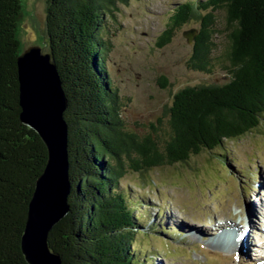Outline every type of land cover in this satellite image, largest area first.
Segmentation results:
<instances>
[{
	"label": "trees",
	"instance_id": "1",
	"mask_svg": "<svg viewBox=\"0 0 264 264\" xmlns=\"http://www.w3.org/2000/svg\"><path fill=\"white\" fill-rule=\"evenodd\" d=\"M128 2L47 0L45 34L68 99L70 211L49 234L61 264H146L147 253L136 243L142 216L121 188L124 175L188 163L204 150L220 149L225 158L227 141L255 131L264 116V0H182L158 44L169 42L193 16L201 26L190 67L211 72L217 58L228 78L182 88L164 126L144 135L129 131L109 77L104 37L105 15ZM220 8L226 12L227 44L216 57L220 30L212 12ZM22 15L21 0H0V264H29L21 237L48 157L38 132L20 118L22 51L16 32Z\"/></svg>",
	"mask_w": 264,
	"mask_h": 264
},
{
	"label": "rangeland",
	"instance_id": "2",
	"mask_svg": "<svg viewBox=\"0 0 264 264\" xmlns=\"http://www.w3.org/2000/svg\"><path fill=\"white\" fill-rule=\"evenodd\" d=\"M21 1L23 15L16 32L21 51L32 45L49 51L47 0ZM179 1L129 0L105 15V57L109 77L121 98L120 117L129 131L139 135L166 124L174 96L182 88L223 83L228 78L217 58L211 72L190 67L194 39L189 42L185 32L201 26L193 16L178 26L169 42L158 44ZM212 13L220 30L215 35L214 55L218 57L227 44L223 33L226 12L220 8ZM225 147V158L220 149L204 150L188 163L164 165L144 174L129 169L124 175L121 188L142 216V232L136 243L147 253L142 256L146 264H264V259L251 252V244L246 248L249 236L243 239L245 247L241 242L240 251L250 254L247 258L238 256L240 261L224 249L226 246L213 243L222 233L214 230L222 221L230 220L236 226H246L249 221L254 227V222L262 220L264 226V116L255 131L228 140ZM179 225H186L189 234L179 236L178 230H173ZM211 230L214 233H209Z\"/></svg>",
	"mask_w": 264,
	"mask_h": 264
},
{
	"label": "water",
	"instance_id": "3",
	"mask_svg": "<svg viewBox=\"0 0 264 264\" xmlns=\"http://www.w3.org/2000/svg\"><path fill=\"white\" fill-rule=\"evenodd\" d=\"M196 33V29L185 32L189 42ZM17 60L20 118L38 132L48 153L27 208L21 249L29 264H61L60 253L50 246L49 234L70 211L69 129L65 119L68 99L51 51L28 46Z\"/></svg>",
	"mask_w": 264,
	"mask_h": 264
},
{
	"label": "bare ground",
	"instance_id": "4",
	"mask_svg": "<svg viewBox=\"0 0 264 264\" xmlns=\"http://www.w3.org/2000/svg\"><path fill=\"white\" fill-rule=\"evenodd\" d=\"M256 211V210H255ZM256 213V212H255ZM257 213H259V211L257 212ZM218 226H221L220 224L218 225ZM187 227V226H186ZM209 233H214L213 232V230H211V231H209ZM251 243H250V241L248 242V244H247V246H246V248L250 245ZM245 245H246V240H245V242H243V246L245 247Z\"/></svg>",
	"mask_w": 264,
	"mask_h": 264
}]
</instances>
